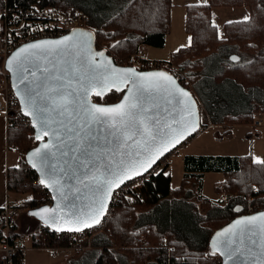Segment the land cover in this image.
Here are the masks:
<instances>
[{
    "label": "trees",
    "instance_id": "obj_1",
    "mask_svg": "<svg viewBox=\"0 0 264 264\" xmlns=\"http://www.w3.org/2000/svg\"><path fill=\"white\" fill-rule=\"evenodd\" d=\"M6 2L10 8L24 10L34 5L81 10L89 18L88 27L96 34L97 48L107 51L121 66H127L141 44L163 48L171 26V0ZM4 4L5 0H0V11ZM219 7H246L250 10L249 20L226 24L220 35L211 20V10ZM185 27L192 44L179 49L172 58L186 78L180 79V83L198 97L211 125L232 127L252 121L256 109L264 110L255 104L257 95L264 90V0H208L206 4L188 5ZM231 50H235L239 61L230 60ZM218 56L220 61L215 60ZM191 68L198 69L195 76L187 72ZM247 88L249 92L245 93ZM122 95L112 92L93 100L113 104ZM8 121V145L21 154L20 165L8 170V190L11 194H30L32 199L12 206L8 220L5 211L10 208L0 209V245L24 238L16 223L18 214L52 202L37 173L25 160L29 150L38 144L30 121L21 113H11ZM205 126L202 121V127ZM168 157L138 180L142 182L139 189L121 188L115 193L110 215L99 227L80 233L95 234L92 245L102 251L97 264H221L219 255H213L210 249L216 231L239 216L250 214L251 205H264V163L239 157L188 156L184 161V179L193 180L195 187L191 191L182 187L173 193L171 174L167 173ZM208 173L226 176L221 184L229 194L227 202L203 195L202 182ZM263 209L264 206L259 208ZM32 219L37 225L29 233L33 248L82 243L77 234L56 233ZM118 247L126 251L112 250ZM24 256L23 250L17 251L12 264H25Z\"/></svg>",
    "mask_w": 264,
    "mask_h": 264
},
{
    "label": "snow or ice",
    "instance_id": "obj_2",
    "mask_svg": "<svg viewBox=\"0 0 264 264\" xmlns=\"http://www.w3.org/2000/svg\"><path fill=\"white\" fill-rule=\"evenodd\" d=\"M243 19L248 21L249 17L245 16ZM83 35L85 34L81 33V36ZM87 36L88 41L70 36L61 40L30 43L21 47L7 61L9 71L13 70V65L16 66L18 82L14 87L18 90L17 95L20 96L23 105V115L31 118L34 129L39 126L35 140L42 141L45 137L49 138V142L35 148L28 159L32 167L37 168L42 176L46 177L41 178L39 183L45 188H54L62 200H68V195L64 192L65 185L62 183L65 173L62 167L52 162L55 156L53 149L58 146L52 141L63 142L59 136L61 127L68 132H75L80 137L74 151L84 145L85 138L80 132L92 125L112 129L124 148L133 149L130 152L121 151V159L114 165L109 163L96 166L90 170V178L89 174H85V177L79 180L85 187L89 185L95 187L94 199L87 205V212L71 204L66 213L58 211L59 206L56 209L45 207L40 211L29 213L33 217H39L46 226L54 228L56 232H84L86 229L100 225L107 209V201L115 188L121 187L126 181L142 178L161 156L197 130V122L192 119L196 116L195 101L187 91L176 86V81L170 74L137 73L133 68L117 69L112 66L111 59H102L98 62L96 58H103L104 52H93L90 48L91 34ZM189 39L191 41V38ZM72 50H75V58L71 70L77 82L76 87L72 86L71 80L65 83V76L59 74L37 76V71L40 69L29 72L27 65L34 59L48 60L51 56L63 57ZM231 60L238 61L239 57L232 56ZM49 71L46 66L43 68V73ZM129 83L131 88L128 90V95L119 104L102 107L95 104L89 106L82 102L86 100V94L90 89L99 87L100 91H96L95 94L101 96L105 89L115 87L120 91V85L127 86ZM21 85L23 88L20 87ZM81 91L85 93L83 98L80 97ZM157 96L166 104L171 105L175 101L176 105H179V120L173 118L171 122L165 121L161 125L159 117H149L148 113L152 108L159 107L155 99ZM59 117L66 118L68 124L77 122L79 131L68 127L65 120L58 119ZM57 124L60 127H53ZM87 163L84 162L82 166H87ZM256 163H264V161L257 160ZM101 167L104 168V172H100ZM75 191L79 193L81 189L76 187ZM31 199L32 197H29V200ZM237 226H243L239 233L230 229L217 233L218 239L213 242L212 254L218 252L228 260L239 262L246 253L253 255L252 249L247 248L244 243L243 234L246 232L251 233L252 236L259 234L262 259L258 264H264V213L258 217L252 216L236 221L233 229ZM220 237L224 239H219ZM251 243L255 245L257 241L252 240Z\"/></svg>",
    "mask_w": 264,
    "mask_h": 264
},
{
    "label": "water",
    "instance_id": "obj_3",
    "mask_svg": "<svg viewBox=\"0 0 264 264\" xmlns=\"http://www.w3.org/2000/svg\"><path fill=\"white\" fill-rule=\"evenodd\" d=\"M81 33H84L85 35L81 36ZM89 33L91 34V38H90L91 50L93 52H99V51L104 52L103 58H101V57L96 58L98 62L102 59H111L112 60V66L114 68H117V69L133 68L136 70L137 73L166 72V73L170 74L173 77V79L176 81V86L187 91L190 94L191 99L193 101H195L196 116L192 119H194L197 122V130L195 132H193L191 135H188L186 137V139H183L180 144L176 145V147L171 148L170 151L166 152L163 156H161L160 159H158L155 162V164L152 165V168H150L147 173H144V176H146L164 158L169 156L171 153H173L175 150H177L184 143H186L187 141H189L190 139L195 137L200 132V129L202 127V115H201L202 110H201L200 103H198V100L196 99L194 94L190 90L186 89L179 82V80L173 74H171L168 71H165V70L138 71L134 67H126V66L118 65L114 61V59L107 53V51L99 50L97 48V37H96V34L91 29L77 28V29L72 30L68 35L61 37V38H58V39H55V40H61L65 37L71 36L74 39L80 38V39H83L85 41H88L89 37L87 36V34H89ZM47 40H51V39H47ZM40 41H44V40H39V41H35L32 43H38ZM26 45H28V44H26ZM26 45H23V46H26ZM23 46H21V47H23ZM21 47L16 49L11 54L10 57H12L13 54L16 53ZM74 58H75V50H72V51L65 53L63 55V57L51 56L48 58V60L34 59L32 63L27 65V67L29 68V72L36 71L37 69H40V71H37V76L56 75V74L65 76L66 79L64 82L66 83L67 80H71L72 86L76 87L77 82H76V79L73 76V73L71 70V65L74 62ZM8 59H7V61H8ZM230 60H231V58H230ZM7 61L5 62L4 69L10 76V81H11V85L13 88V92L20 102L21 112H22L23 105L21 104L20 96L17 95L18 90L14 87V84H16L18 82V79H17L18 73L16 71V66L13 65V70L9 71V68L7 66ZM233 62H236V61H233ZM45 66L50 70L49 73H43V68ZM65 69H67V71H64ZM29 78H31V77H29ZM20 87L23 88V85H21ZM120 88H121L120 91H117L115 87H110L109 89H105L103 95H101V96H97L95 94L96 91H100L99 87H97L95 89H90L86 94V96H87L86 100H84L82 102L85 103L86 105H89V106L92 104H95L97 106H102V107L114 106L116 104L121 103L124 100V97L126 95H128V90H129V88H131V84L129 83L127 86L122 84V85H120ZM69 90H71V89H69ZM112 92H117V93L123 94L122 98L116 103L99 104V103L94 102V100H93L94 97L104 98V97L108 96L109 94H111ZM84 95H85V93L83 91H81L80 97L83 98ZM155 99L159 103V107L152 108L151 112L148 113L150 118L159 117L161 125L165 121L171 122V120L173 118H175L176 120L180 119L179 105H176L175 101H173V104L169 105V104L164 103V101L161 100L158 96L155 97ZM166 109H167V111H166ZM22 115H23V112H22ZM26 118L30 121L31 126H32L31 118L30 117H26ZM58 119H64L65 124H68V121L66 118L59 117ZM53 127H60V126L57 124V125H53ZM68 127L73 128L76 131H79L77 122H73L71 124H68ZM174 127H179V125H174ZM33 130H34V138H35L37 131H39V126L35 129L33 128ZM80 135L85 138V141H84L83 147L80 148L79 150H76V151H74L73 149L76 147V143L80 137L77 136L75 134V132H68L64 128L61 127L59 136H60V140H62L63 142L60 143L57 140L52 141V143L58 144V146L53 149V151L55 152V156L53 157L52 162L57 164L59 167H62L64 170L65 175H64V178L62 180V183L65 185L64 192L68 195V200L67 201L62 200L60 197V194L58 192H56L54 190V188H46V190L51 194L52 204L49 206H44V207L38 208V209L33 210L31 212L40 211L42 208H45V207H47L49 209H56L59 206L58 211H62V212L66 213L69 211V207L71 206V204H75L78 209H81L84 212H87L88 211L87 205H89L92 202V200L94 199L93 192L95 191V187H94V185H89V187H85L84 184H81L79 182V180L83 179L85 177V174H89V178H90V170L94 169L96 166H101V165L109 164V163L114 165L115 162H118L121 159V155H120L121 151H126V152L133 151V149H131V148H124L120 142V139L118 138V135L112 129H109L106 126L92 125L90 128H85L83 131H81ZM47 142H49L48 137H45L44 140H42V141H37L38 144L35 147H33L32 149H30L29 152L25 155V160H26L28 166L33 171H35L37 173L39 180L41 178H46V177H43L41 171L37 170V168L32 167L28 157H29V154L35 148L40 147L41 144L47 143ZM129 143H131V142H129ZM64 153H67V154L64 155ZM86 161L88 162L87 166H82V165H84V162H86ZM100 172H104L103 167L100 168ZM98 175H99V173H98ZM140 178L141 177H137L134 180L126 181L125 184L121 185V187L114 189V191L112 192L111 198L107 201V209H106V212H105V215L102 219L101 224L104 222V220L107 218V216L109 214L110 206H111V203H112V200H113L115 193L120 188H122L125 185L129 184L130 182L138 180ZM85 183H87V181H85ZM76 187H79L81 189V191L79 193H77L75 191ZM31 212H29V213H31ZM261 213H264V210L253 213V214L240 216V217L234 219L233 221L229 222L228 224L224 225L220 229H218L210 241L211 251L213 252V247H212L213 242L218 239L217 233H222V232H224L225 229L235 230L239 233L240 228L243 226H237L235 229H233V225L236 224V221L244 220L245 218L252 217V216L258 217ZM29 216L31 218L37 219L42 225L49 228L53 232H56L54 230V228H50V227L46 226L44 224V222L39 217H33L31 215H29ZM100 225H98L97 227H99ZM97 227H95V228H97ZM93 229L94 228L86 229L84 232L90 231ZM84 232H56V233L80 234V233H84ZM219 239H224V237H220ZM260 239H261V237L259 234L255 235V236H252L251 233H247V232L243 234L244 243H245L247 248L252 249L253 255H248L246 253L244 257L240 258L239 262H234L233 260H228L226 256H221L218 252L216 254L219 255L220 259L222 260L221 264H258L259 260L262 259L260 257ZM252 240L257 241V243L255 245H253L251 243Z\"/></svg>",
    "mask_w": 264,
    "mask_h": 264
},
{
    "label": "rangeland",
    "instance_id": "obj_4",
    "mask_svg": "<svg viewBox=\"0 0 264 264\" xmlns=\"http://www.w3.org/2000/svg\"><path fill=\"white\" fill-rule=\"evenodd\" d=\"M171 26L170 32L166 39V44L163 48H154L146 46L145 55L146 58L151 61H172L175 53L184 47H188L192 44V38L187 33L185 22L187 6L193 4H206L208 0H171ZM2 10V9H1ZM1 13V11H0ZM250 17V10L246 7L243 8H231V7H219L211 10V20L218 28L219 34L224 33V27L230 21L240 22L244 21V17ZM191 38V41L190 39ZM232 56H237L235 50H231ZM230 57V56H229ZM238 57V56H237ZM216 61H220V56L215 58ZM243 63V62H242ZM0 83L3 80V76L8 75L4 69V64L0 62ZM187 72H191L194 76L198 73V69H189ZM184 74V73H183ZM193 90V87H192ZM195 91V90H194ZM1 92V91H0ZM249 89L245 93H248ZM229 94V93H228ZM233 96V95H232ZM199 102L197 96H195ZM2 97L0 98V101ZM97 103V102H96ZM104 104V103H99ZM256 105L264 107V90L257 95ZM201 106L202 121L205 127H202L200 132L192 139L184 143L180 148L175 150L169 155V168L167 173L171 174L172 178V190L173 193L180 188H188L191 191L195 187L193 180L184 179L187 174L184 169L185 158L190 155L195 156H214V157H239L244 160L250 159L253 162L257 160L264 161V110L256 109L254 111L253 120L249 123L242 125H234L232 127L226 126H213L210 120L207 118L204 107ZM255 107V106H254ZM257 123H261L260 128L256 127ZM11 150V164L16 161V155L20 153L13 148ZM21 161H19L20 165ZM17 166V165H16ZM16 166H12V169ZM225 175L221 173H209L205 174L202 182V193L206 197L212 200L220 199L221 190L225 189L224 184H221L225 180ZM197 189V188H196ZM19 196L22 201L29 199L30 194H14L12 198ZM16 202H19L16 200ZM17 205V204H15ZM264 205L249 207L250 213L254 209L259 210ZM27 210L18 214L16 223L21 233H24V238L21 240L25 244V264H97L99 263L101 248L97 251V248L92 245L93 235H85V238H77L82 243L76 245L67 244V246L61 245V247L51 248L55 251L50 252H38L36 251L31 242L29 233L35 231L36 221H34L29 215ZM110 214H108L109 216ZM246 215V214H245ZM248 215V214H247ZM243 216V215H241ZM240 217V216H239ZM92 239V240H91ZM144 244L143 242L140 244ZM74 246V247H71ZM45 249V248H41ZM57 250V251H56ZM117 252H122L120 247L114 248Z\"/></svg>",
    "mask_w": 264,
    "mask_h": 264
},
{
    "label": "built area",
    "instance_id": "obj_5",
    "mask_svg": "<svg viewBox=\"0 0 264 264\" xmlns=\"http://www.w3.org/2000/svg\"><path fill=\"white\" fill-rule=\"evenodd\" d=\"M89 18L79 9L64 8L61 6H31L24 9L10 8L7 2L4 4L0 13V61L5 63L9 56L19 47L39 41L55 40L68 35L73 29L88 28ZM146 46L141 44L136 52L130 58L127 66L134 67L139 71L165 70L172 73L179 81L185 78L172 61H149L145 58ZM120 65V63H118ZM186 79V78H185ZM0 91L3 100L0 102V115H6L8 118L11 113L22 114L18 98L10 87L9 75L3 76L0 83ZM261 123L256 127L260 128ZM142 182L135 181L127 184L125 190L136 191L140 188ZM51 198L48 193L47 198ZM52 199V198H51ZM220 200L225 203L229 200V194L225 189H221ZM52 202L49 204L51 205ZM259 211V210H258ZM257 211L252 209L251 213ZM10 210L5 211L6 220L9 219ZM9 231V225L6 232ZM41 231V229H40ZM85 238L77 234V238ZM146 243V240H143ZM25 244L22 240H17L11 244L9 240L0 245L4 257L0 264H12L17 251L24 250Z\"/></svg>",
    "mask_w": 264,
    "mask_h": 264
},
{
    "label": "crops",
    "instance_id": "obj_6",
    "mask_svg": "<svg viewBox=\"0 0 264 264\" xmlns=\"http://www.w3.org/2000/svg\"><path fill=\"white\" fill-rule=\"evenodd\" d=\"M145 58H146V55H145ZM1 97L3 100V96L0 92V98ZM206 116L208 118V115ZM8 128H9L8 118L6 117V115H0V209L10 208L9 210H11V207L14 206L15 204L21 203L22 199L19 196L13 199L12 195L14 194H11L8 190V170L12 168V166H16V165H17L16 167L19 166V161H21V154L16 155V161L13 164H11V150H10L11 147H9L8 145ZM14 150L16 149L14 148ZM190 156H195V155H190ZM168 161L169 159H167V162ZM16 200L19 202H16ZM35 250L41 253L43 252L48 253L50 251H55L53 249H47V248L35 249ZM3 257H4V253L1 252V249H0V262L3 259Z\"/></svg>",
    "mask_w": 264,
    "mask_h": 264
},
{
    "label": "bare ground",
    "instance_id": "obj_7",
    "mask_svg": "<svg viewBox=\"0 0 264 264\" xmlns=\"http://www.w3.org/2000/svg\"><path fill=\"white\" fill-rule=\"evenodd\" d=\"M5 3H6V0H5ZM77 29V28H76ZM74 30V29H73ZM11 56V55H10ZM9 56V57H10ZM10 87H11V89L13 90V88H12V85H11V81H10ZM180 148V147H179ZM220 195H221V193H220Z\"/></svg>",
    "mask_w": 264,
    "mask_h": 264
}]
</instances>
